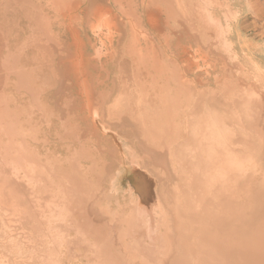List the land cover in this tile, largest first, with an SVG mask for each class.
I'll use <instances>...</instances> for the list:
<instances>
[{
    "label": "rangeland",
    "instance_id": "rangeland-1",
    "mask_svg": "<svg viewBox=\"0 0 264 264\" xmlns=\"http://www.w3.org/2000/svg\"><path fill=\"white\" fill-rule=\"evenodd\" d=\"M263 128L264 0H0V264H159L141 174L194 261L262 203Z\"/></svg>",
    "mask_w": 264,
    "mask_h": 264
},
{
    "label": "bare ground",
    "instance_id": "bare-ground-1",
    "mask_svg": "<svg viewBox=\"0 0 264 264\" xmlns=\"http://www.w3.org/2000/svg\"><path fill=\"white\" fill-rule=\"evenodd\" d=\"M172 5V4H171ZM171 8V7H170ZM102 28V26L100 27ZM162 31V30H161ZM134 33V32H133ZM136 33V32H135ZM152 38V37H151ZM134 39L133 37L131 38V40ZM138 40V39H137ZM153 40V39H151ZM136 41L135 39L133 40ZM137 42V41H136ZM154 42V41H153ZM131 43V42H130ZM131 43V44H133ZM136 44V43H135ZM148 44V43H147ZM155 44V43H153ZM153 44H149L150 46ZM169 45V44H168ZM131 46V45H129ZM146 46V45H144ZM156 46V45H155ZM154 47V46H153ZM142 48V46H141ZM132 49V48H130ZM134 50V49H133ZM143 50V48H142ZM161 50V49H160ZM130 51V50H129ZM139 51V50H138ZM144 51V50H143ZM146 51V50H145ZM158 51V50H157ZM155 51V52H157ZM162 51V50H161ZM136 52V50H135ZM163 52V51H162ZM138 53V52H137ZM157 54V53H156ZM172 54V53H171ZM157 57V56H156ZM155 57V58H156ZM172 61V60H171ZM164 67V66H163ZM157 76V75H156ZM94 83V82H93ZM89 89V88H88ZM80 92V91H79ZM90 102V101H89ZM93 103V102H92ZM168 103V102H167ZM260 124V123H259ZM259 128V127H258ZM264 129V128H263ZM256 131V130H255ZM259 131V130H258ZM264 131V130H263ZM9 144V143H8ZM10 145V144H9ZM215 145V144H214ZM263 147V146H262ZM211 148V147H210ZM12 150V149H11ZM263 150L262 154L263 158H264V149H260ZM3 154V153H2ZM9 154V153H8ZM12 154V153H11ZM261 155L259 157H261ZM3 156V155H2ZM7 156V155H6ZM10 156V154H9ZM4 157V156H3ZM14 157V156H13ZM5 158V157H4ZM3 158V159H4ZM9 158V157H8ZM134 158V157H133ZM16 159V158H15ZM6 160V159H5ZM4 160V161H5ZM12 160V159H11ZM133 161H135V158L133 159ZM7 162V161H6ZM10 162V161H9ZM20 162V161H19ZM14 163V162H13ZM30 163V162H29ZM132 163V161H131ZM138 163V162H137ZM140 163V161H139ZM17 164V163H16ZM136 164V163H135ZM134 164V165H135ZM11 165V164H10ZM13 165V164H12ZM133 165V166H134ZM132 166V167H133ZM139 165H137L138 167ZM142 166V165H141ZM14 167V166H13ZM129 167V166H128ZM136 167V166H134ZM133 167V168H134ZM15 168V167H14ZM21 168V167H20ZM24 169V168H23ZM132 169V168H131ZM130 169V170H131ZM142 169V168H141ZM17 170V169H16ZM22 170V169H21ZM136 170V169H135ZM27 171V170H26ZM136 172V171H135ZM26 174V173H25ZM39 174V173H38ZM42 176V175H41ZM43 177V176H42ZM139 179V189L142 193V198H141V204L140 206V212H142V215H139L138 213H136V220H134V222L131 224V226L129 228H125L126 231V235L127 233L129 234V232H135L134 236H137L139 238V240H137L138 243V247L136 253L138 252H143L145 256V258L147 256H155L157 258V260H159V264H165L166 261H168V264H264V223L263 221H259L258 218H256L257 215V211H259L262 206L264 207V192L261 193L260 197L258 198L257 201H261L262 203L256 206V208L252 211V214H250L249 216L245 215L244 213H241V217H229L227 214L223 215V211L222 213L219 215V217H217V220H224L226 222V224H228L229 222H233V229L231 228V232L229 234H231L230 236L227 237L226 236H220L218 235V231H210L208 232V236H206V231L208 230L206 228V230L202 229L199 232H197L196 234H192V232L188 231L187 233L190 234V236L195 235V236H200L201 238V245H198L197 247L191 246V244H188L185 249L186 251L189 250H193L195 251L196 258L194 259V261H190L187 257L186 254L184 252H176L175 249L172 248V254L168 255V256H163L162 255V251L160 250H156L155 251V241L157 238V235L155 233V230L158 226L155 227V230H153L154 228V224L152 221V213L154 215V212L156 214V209L153 210L154 205H156L155 201H153V194H152V188L151 184L148 180V178L146 176H144L143 174H141ZM138 178V177H137ZM131 179V178H130ZM151 179H153L151 177ZM68 181V180H67ZM157 185V184H156ZM155 188V187H154ZM228 191V188L226 189L225 186H222V189L220 190V192L223 193V195L226 197V192ZM263 196V197H262ZM155 200V199H154ZM137 203V202H136ZM226 204V202H224ZM235 205V204H234ZM136 206V205H135ZM136 206V208H137ZM157 206V205H156ZM156 208V207H155ZM105 209V208H104ZM222 209V208H221ZM138 210V208H137ZM153 210V211H152ZM139 212V211H138ZM162 214H160L161 216ZM159 216V214H158ZM242 216H246L248 218H242ZM154 217H156L154 215ZM228 219H226V218ZM159 218V217H158ZM176 219H178V217H175ZM224 218V219H222ZM158 221V220H157ZM157 221H156V225H157ZM136 222V224H135ZM222 222V221H220ZM161 223V222H158ZM175 223V222H174ZM173 223V224H174ZM177 223V222H176ZM178 224V223H177ZM176 224V226H178ZM223 224V223H222ZM159 225V224H158ZM180 225V224H179ZM227 226V225H226ZM229 226V225H228ZM169 228V227H168ZM224 229L226 230L227 227H224ZM236 230V233H235ZM209 231V230H208ZM248 233V236L250 235V232L253 233L254 236H252L250 239L249 237H245L242 236V233ZM161 233V232H160ZM172 233V232H171ZM170 233V236L172 237V234ZM162 234V233H161ZM177 235V233H176ZM149 238V243H142L141 241H143V237ZM170 236H166L167 240V244L169 245L168 241L171 242V237ZM130 237V236H128ZM142 237V239H141ZM125 238V237H124ZM132 239V240H134ZM141 239V240H140ZM145 239V238H144ZM229 239V240H228ZM173 241V240H172ZM243 241V242H242ZM136 241L133 242V244H135ZM136 242V243H137ZM145 242V241H144ZM166 242V241H165ZM165 242H163V245H165ZM174 242V241H173ZM130 244V243H129ZM141 244V245H140ZM154 244V246H153ZM161 244V243H160ZM159 244V245H160ZM127 245V244H126ZM132 245V244H130ZM166 245V246H168ZM172 245H174L172 243ZM133 246V245H132ZM170 246V245H169ZM168 246V248H170ZM135 247V245L133 246ZM157 247H161V246H157ZM165 247V246H164ZM163 247V248H164ZM135 248V249H136ZM195 248V249H194ZM159 249V248H158ZM167 249V247H166ZM171 249V248H170ZM139 250V251H138ZM169 250V249H168ZM192 251V252H193ZM241 251V253H239V257L237 256L238 252ZM158 252V253H157ZM202 252H206V254L202 253ZM133 253V251H132ZM141 256V253H139ZM202 255V257H200ZM134 257H137L135 254V250H134ZM142 257H144L142 255ZM123 258V257H122ZM121 258V259H122ZM132 258V257H131ZM140 259V257H138ZM144 258V262L145 259ZM143 259V258H142ZM141 259V260H142ZM148 259V257H147ZM238 259H240L241 261H243L242 263H240L238 261ZM136 260V259H135ZM138 260V259H137ZM202 260L203 262L201 263ZM199 262V263H198ZM141 264V263H140Z\"/></svg>",
    "mask_w": 264,
    "mask_h": 264
}]
</instances>
